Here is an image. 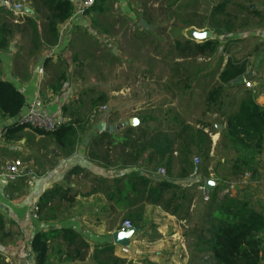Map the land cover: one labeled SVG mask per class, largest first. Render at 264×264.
Returning <instances> with one entry per match:
<instances>
[{
    "label": "crops",
    "instance_id": "crops-1",
    "mask_svg": "<svg viewBox=\"0 0 264 264\" xmlns=\"http://www.w3.org/2000/svg\"><path fill=\"white\" fill-rule=\"evenodd\" d=\"M25 1L26 15L19 22L13 19L11 13L0 8V26L6 24L11 30L8 49L0 50V80L11 81L24 94L26 102L22 113L29 102L39 95L45 100L49 112L57 118H63L62 107L66 105L67 99H58L56 94L51 92L50 80L53 72L48 64L55 62L66 51L65 46L71 37L70 30L75 19L73 15L74 12L77 13L81 0H71L74 4L73 14L69 20L60 25L65 28L70 26V28L64 34L59 27L60 37L58 43L53 46L46 42V38L42 39V35L41 40L35 45L36 41L34 42L33 38L35 32L33 33L31 22L37 26L41 34L46 28L44 15L46 11L41 3L38 5L32 4L30 0ZM248 9L252 15L264 16V0H252ZM5 13L10 14V24L6 22ZM199 28L201 29L197 30L204 29ZM232 33L235 35L231 38L233 50L227 53L228 56L223 53L222 67L228 58L246 61L244 76L245 78L251 76L249 80L255 84L251 89L254 98L264 108V37L251 32H244V35L234 31ZM64 56L70 62L67 52ZM242 88L246 89L245 86ZM225 108L228 109L226 106ZM221 116L222 120L219 118L220 121H216L217 124L224 120L225 117ZM100 121L112 125L115 128L113 132L117 130L108 117L104 116L92 128L86 129V125L85 131L78 136L74 150L67 153L58 146L50 133H42L28 127L6 138V128L12 120L0 112V171H5L8 162L21 159L26 169L33 174L32 184H29L30 177H22L18 180L0 177V264H35V254L32 249L35 234L40 231L58 229L75 230L90 245V249L83 261L63 260L56 249L59 247L66 250V245L62 243V240L54 239L50 264H98L91 258L94 248L108 243L115 245V255L126 260V257L120 253L119 244L114 241V235L121 232L120 228L125 219L132 220L136 217L135 213L139 205L130 204L133 201L130 195L122 199L119 195L115 197L112 193L108 195V190L105 191V189L116 178H122L125 182L126 176L132 172L145 170V173L155 175L160 174L159 170L164 168L159 167L154 172L152 161H141L138 165L104 166L102 157L92 158L90 142L93 136L102 132L97 129ZM125 122L122 124L124 130ZM222 126L223 129L225 125ZM124 130H122V135ZM219 137L216 133L212 141ZM260 160L262 165L254 170L258 177L257 182L264 185L262 157ZM175 167L171 176L175 183L188 186L198 180L192 173L190 176H181L179 171L174 174ZM122 180L119 181L121 186ZM240 182L247 183V181H239L233 189L238 190L239 187H244L243 184L240 185ZM52 189L55 193L46 201ZM57 190H67L70 192L67 193V197L72 194L74 195L73 200L61 198ZM196 191L197 196L190 207L191 211L196 208L199 200H203L201 192L198 189ZM259 197L257 201L264 203L262 198L264 196L259 195ZM236 198L252 208L247 200L250 199V195L241 194ZM38 205H41V208L39 206L35 214L34 209ZM120 218L123 221H120ZM186 222L185 219L181 220L176 215L166 212L159 205L146 203L143 206L142 221L132 231L129 242L124 244L138 249L141 254L139 260L133 263L191 264L189 249L183 243L184 239L181 238L179 231L188 227ZM194 251L193 253L199 252L195 248Z\"/></svg>",
    "mask_w": 264,
    "mask_h": 264
},
{
    "label": "trees",
    "instance_id": "trees-1",
    "mask_svg": "<svg viewBox=\"0 0 264 264\" xmlns=\"http://www.w3.org/2000/svg\"><path fill=\"white\" fill-rule=\"evenodd\" d=\"M30 1L34 2L32 4L39 5L41 3L46 11L44 14L46 28L41 34L38 32L37 26L31 22L34 29L33 33L35 32L33 36L34 42L36 41L35 45L41 40V35L42 39L46 38L47 43L52 46L56 45L60 37V25L69 20L73 14V2L71 0ZM96 4L87 8L85 13L95 10L98 6ZM223 5L219 4L215 9L221 10ZM98 9L102 10L103 7L99 6ZM219 32L221 31L218 30L217 36L213 39L201 42L194 37L185 40L177 39L175 42L176 52L186 60L212 59L223 42L219 38ZM10 34L11 30L6 24H3L0 27V50L8 49ZM223 58V54L219 55L215 68L207 72L209 77L189 72L191 67L187 65L174 67L170 77L174 83L172 84L176 88L183 89L184 96L186 95V104L183 106L185 110L183 111L186 112L191 105H195L194 100L198 102V99H194L196 88L204 93V97L200 99L203 101L202 104L207 112L211 110L213 113H218L227 106L226 100L229 97L230 88L239 89L244 86L243 83L234 84L233 82L245 75L246 61L228 58L222 67ZM65 78L66 74L63 73L60 77V84L53 88L59 90ZM211 81L213 83L209 86ZM106 100L105 94L101 93L99 97L92 99V106H97V101L104 103ZM25 102L24 94L11 81L0 80V112L12 120V123L6 128V138L26 127L19 123ZM78 103L81 104L79 100ZM70 108L71 106L67 107V105L62 107L64 117L70 119L69 124L61 125L52 132L37 130L42 133H50L58 146L67 153L74 150L78 136L85 131L86 126V123L80 120L78 116L76 119H72L76 116L79 108ZM179 108H181L180 103L177 108L168 111L164 116H158L151 112L134 115L139 119L138 125H125V130L123 129V135L119 137V140L116 135L123 125L118 126L115 132L103 131L91 139L92 151H90V156L94 159L95 157H102L104 166L138 165L141 161H152L154 172L159 167L165 169V175L158 173L152 175L145 173L144 169V171L132 172L126 176L125 182L122 178H116L113 183L106 187L105 191L108 190V195L112 193L114 197L119 195L122 199L130 195L133 199L130 204L139 205V209L135 213L136 217L130 219L134 228L142 221L143 206L146 203L159 205L166 212L187 221L190 207L197 196L198 185L204 183L207 178L213 177V172L208 171V165L199 166L200 164H198L196 166L193 158L199 154L203 160L208 159L211 138L209 131L205 129L212 127V125L215 126L216 122L214 124L204 120L191 121L180 117L177 113H171ZM222 115L225 117L226 125L220 131L221 134L226 136L234 146H242L253 153H262L264 149V108L256 102L251 89L243 90V97L237 109L222 112ZM103 147H105V152L101 151ZM113 150H115V156L112 155ZM177 165L181 176H190L197 168L198 174L195 175V178L198 180L188 186L175 183L171 176L174 167ZM143 166L145 165L143 164ZM214 178L217 180L215 176ZM120 180H122V186L119 184ZM216 186L218 183L209 192L211 194L210 200L216 198ZM57 191H59L58 194L61 198L73 200L74 195L71 194L67 197V193H70L67 190ZM54 193L55 190L52 189L48 193L49 197L46 198V201L52 198ZM225 200L224 196L221 197L220 204L216 208H211L214 201L204 205L207 217L210 216L208 212L211 210L213 217H210L213 220L209 225L198 224L192 229L200 230L193 248L197 249L198 253L207 252L210 256V264H262L264 262V212L250 208L247 203L235 202L232 198L229 203H226ZM39 206L41 208V205H38V209ZM54 239H60L66 245V250L59 247L56 249L63 260L83 261L90 249V245L75 230L40 231L35 234L32 242L35 264H50ZM196 255L195 253L191 255L192 261ZM91 258L96 260L98 264H120V262L126 261L115 255L113 243L95 246Z\"/></svg>",
    "mask_w": 264,
    "mask_h": 264
},
{
    "label": "rangeland",
    "instance_id": "rangeland-1",
    "mask_svg": "<svg viewBox=\"0 0 264 264\" xmlns=\"http://www.w3.org/2000/svg\"><path fill=\"white\" fill-rule=\"evenodd\" d=\"M250 3L252 0H99L97 8L89 13L74 12L75 19L70 30L71 37L65 46L66 51L61 52L62 55L55 62L48 64L53 72L50 80L51 92L56 94L58 99L66 98V105L71 106L70 109L79 108L72 119L78 116L86 123V129L95 126L104 116L116 127L138 113L151 112L164 116L168 111L177 108L179 103L181 108L174 110L172 114L177 113L191 121L204 120L214 123L219 118L222 120V112H226L227 108L218 113L211 110L207 112L201 100L204 93L199 88L195 89L194 96L198 102L194 100L195 105H191L186 112L183 111L186 95L184 96L183 89L173 85L170 77L177 65H187L191 67L189 72L209 77L207 72L215 68L219 55L232 52L231 38L235 36L233 31L242 34L251 32L264 37V16L249 13ZM219 4H224L222 9H215ZM99 6L103 9L99 10ZM9 15L5 13L7 24H10ZM142 19L148 22L151 30L140 25ZM61 27L60 31L64 34L70 28ZM199 27L204 29L197 30L201 29ZM205 30H211L214 37L217 36L218 30L221 31L219 38L223 42L215 56L212 59L197 60L181 58L176 52V40L192 39L194 32ZM66 52L70 62L64 56ZM63 73L66 78L62 87L55 90L53 87L60 84ZM212 83L213 81L209 82V86ZM243 90L245 89L230 88L226 100L227 111L237 109L243 97ZM101 93L105 94L106 102L97 101V106H92V99L99 97ZM222 122L218 124L226 125L225 118ZM122 130L116 135L118 140L122 136ZM205 130L209 131L211 138L208 159L203 160L199 154L195 156L200 159L199 166L208 165V171L213 172V180L218 186L215 190L216 198L209 201L201 199L202 202L199 200L196 208L190 210L187 217L186 226L189 228L179 230L181 238L184 239L183 243L189 249L190 257L195 252L193 246L200 232L191 229L198 224L209 225L213 220L211 210L208 214L212 217L206 215V203L214 201L211 208H216L223 196L226 198L225 202L229 203L231 198L235 202H241L236 198L238 195H250L247 200L251 207L264 212V203L257 201L259 195L264 196V185L257 182L258 177L254 170L262 165V153H253L242 146H234L226 136L220 134L216 125ZM216 133L220 137L215 142L212 137ZM101 151L105 152V147L101 148ZM112 155L115 156V150ZM175 168L174 174L179 171V167ZM242 180L247 181L240 182L244 187L233 189L237 182ZM255 194L258 195L253 197ZM120 221H123L122 218ZM195 254L197 255L191 264H210L207 252ZM126 260L120 264H135V261L128 257Z\"/></svg>",
    "mask_w": 264,
    "mask_h": 264
},
{
    "label": "built area",
    "instance_id": "built-area-1",
    "mask_svg": "<svg viewBox=\"0 0 264 264\" xmlns=\"http://www.w3.org/2000/svg\"><path fill=\"white\" fill-rule=\"evenodd\" d=\"M99 0H81L80 5L78 6V12H83L87 8L93 7ZM0 8L5 9L13 16L14 20L19 22L26 15V6L25 3L18 0H0ZM244 86L247 88H254L255 84L252 80H248L243 76ZM51 97V95H49ZM70 119L63 117L57 118L54 114L49 112L46 108V102L41 96H35L27 105L25 111L21 113L19 117V123L25 125L28 128L34 130H41L44 132H52L57 130L61 125L69 124ZM194 164L197 166L200 163L198 156L194 158ZM262 161L264 163V151L262 153ZM159 173L164 175L165 169H160ZM198 174L197 168H195L192 173L193 176ZM6 177L9 180H18L22 177H30L29 184H32L31 177L33 176L32 172L24 166V163L21 159H15L11 162H8L5 166V171H0V177ZM198 190L203 195L204 201H209L211 194L207 190L205 181L202 184L198 185ZM35 214L38 211V207L35 206ZM134 224L130 219H125L121 225L120 231L125 230H134ZM120 253L128 257L130 260L135 262L141 255L138 249L132 248L130 245L119 244ZM138 255V256H137Z\"/></svg>",
    "mask_w": 264,
    "mask_h": 264
},
{
    "label": "water",
    "instance_id": "water-1",
    "mask_svg": "<svg viewBox=\"0 0 264 264\" xmlns=\"http://www.w3.org/2000/svg\"><path fill=\"white\" fill-rule=\"evenodd\" d=\"M140 25L143 26L145 29L151 30L152 27L148 24V22L145 19H142L140 21ZM193 36L195 37L196 40L199 42L208 40V39H213V32L211 30H205L203 32H194ZM116 49H114V52ZM243 82V76L239 77L237 80H235L233 83L234 84H240ZM139 123V119L136 117L130 118L128 121L125 122L126 125H131V126H136ZM221 124H216V128L221 130L222 129ZM97 129L99 131H110L113 132L115 128L112 125H108L107 123L100 121L97 125ZM205 185L207 187L208 191H211L213 187L215 186V181L212 178H207L205 180ZM132 230H125L122 232H118L114 235V241L116 244H127L129 242V239L131 237Z\"/></svg>",
    "mask_w": 264,
    "mask_h": 264
}]
</instances>
